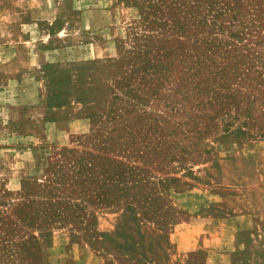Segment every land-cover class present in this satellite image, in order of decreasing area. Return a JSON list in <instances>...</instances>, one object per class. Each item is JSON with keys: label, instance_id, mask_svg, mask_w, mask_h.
Returning a JSON list of instances; mask_svg holds the SVG:
<instances>
[{"label": "rangeland", "instance_id": "374dc122", "mask_svg": "<svg viewBox=\"0 0 264 264\" xmlns=\"http://www.w3.org/2000/svg\"><path fill=\"white\" fill-rule=\"evenodd\" d=\"M211 2L0 0V264H264V0Z\"/></svg>", "mask_w": 264, "mask_h": 264}, {"label": "trees", "instance_id": "16d2710c", "mask_svg": "<svg viewBox=\"0 0 264 264\" xmlns=\"http://www.w3.org/2000/svg\"><path fill=\"white\" fill-rule=\"evenodd\" d=\"M209 1L211 2V0H209ZM262 63H264V60L262 61ZM223 75H225V73H223ZM205 87H207V86H205ZM206 94H207V96H209L210 91L209 90H206V92H203L202 95H201V98L203 99L206 96ZM186 95H187V97L190 96L188 93H186Z\"/></svg>", "mask_w": 264, "mask_h": 264}, {"label": "crops", "instance_id": "0c3cea01", "mask_svg": "<svg viewBox=\"0 0 264 264\" xmlns=\"http://www.w3.org/2000/svg\"><path fill=\"white\" fill-rule=\"evenodd\" d=\"M179 248H182L183 249V247H179Z\"/></svg>", "mask_w": 264, "mask_h": 264}]
</instances>
